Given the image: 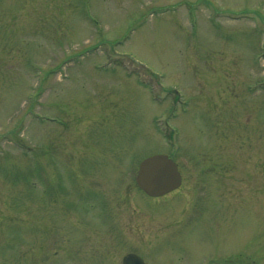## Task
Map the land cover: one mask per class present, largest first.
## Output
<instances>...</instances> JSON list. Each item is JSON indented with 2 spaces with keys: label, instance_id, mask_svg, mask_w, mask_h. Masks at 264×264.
I'll use <instances>...</instances> for the list:
<instances>
[{
  "label": "rangeland",
  "instance_id": "rangeland-1",
  "mask_svg": "<svg viewBox=\"0 0 264 264\" xmlns=\"http://www.w3.org/2000/svg\"><path fill=\"white\" fill-rule=\"evenodd\" d=\"M46 2L0 0V264H264V0Z\"/></svg>",
  "mask_w": 264,
  "mask_h": 264
},
{
  "label": "water",
  "instance_id": "water-1",
  "mask_svg": "<svg viewBox=\"0 0 264 264\" xmlns=\"http://www.w3.org/2000/svg\"><path fill=\"white\" fill-rule=\"evenodd\" d=\"M135 182L139 189L152 198L162 197L181 185L176 164L166 155L147 157L138 166ZM122 264H145L135 254H127Z\"/></svg>",
  "mask_w": 264,
  "mask_h": 264
},
{
  "label": "flooded vegetation",
  "instance_id": "flooded-vegetation-1",
  "mask_svg": "<svg viewBox=\"0 0 264 264\" xmlns=\"http://www.w3.org/2000/svg\"><path fill=\"white\" fill-rule=\"evenodd\" d=\"M46 1L49 2L50 0H46ZM51 1H53V0H51ZM47 2H46V3H47ZM123 257H124V256H123ZM123 257H122V258H123ZM121 260H122V259H121Z\"/></svg>",
  "mask_w": 264,
  "mask_h": 264
}]
</instances>
